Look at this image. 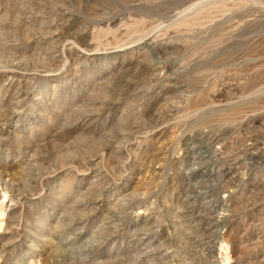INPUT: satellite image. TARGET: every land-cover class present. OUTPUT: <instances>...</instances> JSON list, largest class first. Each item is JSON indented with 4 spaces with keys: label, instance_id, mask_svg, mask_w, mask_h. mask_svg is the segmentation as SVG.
I'll return each instance as SVG.
<instances>
[{
    "label": "rangeland",
    "instance_id": "obj_1",
    "mask_svg": "<svg viewBox=\"0 0 264 264\" xmlns=\"http://www.w3.org/2000/svg\"><path fill=\"white\" fill-rule=\"evenodd\" d=\"M0 264H264V0H0Z\"/></svg>",
    "mask_w": 264,
    "mask_h": 264
},
{
    "label": "bare ground",
    "instance_id": "obj_2",
    "mask_svg": "<svg viewBox=\"0 0 264 264\" xmlns=\"http://www.w3.org/2000/svg\"><path fill=\"white\" fill-rule=\"evenodd\" d=\"M151 44V43H150ZM158 64V63H157ZM161 64H163V63H161ZM160 65V64H159ZM157 67H161V65L160 66H157ZM165 68V67H164ZM157 72V71H156ZM189 148V150L190 151H192L193 153H196L195 155H196V157L198 158H195V160L197 159V161L198 160H202V159H204V157H206V153H207V151L208 150H210V149H207V151L206 150H202L201 151V146H198V145H191L190 147H188ZM188 150V151H189ZM217 151V150H216ZM213 152H214V150H213ZM227 152V151H226ZM190 153V152H189ZM192 153V154H193ZM212 153V152H211ZM228 153V152H227ZM226 153V154H227ZM191 154V155H192ZM208 154V153H207ZM223 154H224V152H223ZM228 154H230V153H228ZM227 154V155H228ZM233 154V153H232ZM216 156V155H215ZM218 156H219V154H218ZM233 156H235V153H234V155ZM239 156V155H238ZM237 156V157H238ZM193 157V156H192ZM243 157V156H242ZM215 158V157H214ZM224 158V157H223ZM207 159V158H206ZM236 159V158H235ZM238 159V158H237ZM208 160H210V159H208ZM229 161V160H228ZM227 161V162H228ZM231 161V160H230ZM242 161V160H241ZM204 162V161H203ZM215 162V161H214ZM213 162V163H214ZM226 162V161H225ZM235 162V161H234ZM192 163V162H191ZM193 163H195V162H193ZM200 163V162H199ZM205 163V162H204ZM231 163H232V161H231ZM234 164V163H233ZM244 164V163H243ZM195 165V164H194ZM219 165V164H218ZM224 166L226 165V164H223ZM231 165V164H230ZM241 165L242 164H240V162H238L235 166H233L234 168V170H239L240 168H241ZM197 166H199V165H197ZM205 166V165H204ZM232 166V165H231ZM212 167V166H211ZM216 167V166H215ZM209 168V167H208ZM229 168V167H228ZM205 169V168H204ZM220 169H222V167L220 168ZM195 170V169H194ZM193 170V171H194ZM216 171V170H215ZM222 171V170H221ZM226 173H224L223 175H219L220 177H221V179H222V181H226V179H225V177L227 176V174H228V170L226 169ZM203 172V171H202ZM229 172H231V170L229 171ZM190 176V175H189ZM217 176V175H216ZM219 176H217V177H219ZM215 177V176H214ZM229 179V178H228ZM189 180V179H188ZM225 183V182H224ZM193 184V183H192ZM196 184H197V182H196ZM201 183H199V185H200ZM227 184V183H226ZM229 184V183H228ZM190 185V184H189ZM202 185V184H201ZM225 185V184H224ZM223 185V186H224ZM230 185V184H229ZM188 186V185H187ZM187 186H186V188H187ZM206 186V185H205ZM228 186V185H227ZM230 187V186H229ZM205 190V189H204ZM208 190V189H207ZM231 190V189H230ZM230 190H229V192L228 193H230ZM187 191H189L190 193L187 195V200L188 201H190V200H195L197 197H199V198H207V195L205 194V191H203L202 189H201V187L200 186H197L196 185V187L193 185V186H189L188 187V190ZM223 191H225V190H223ZM192 193L194 194V193H196L195 195H192ZM225 193H226V191H225ZM215 198V197H214ZM213 199V198H212ZM208 200H209V198H208ZM225 202V201H224ZM223 202V203H224ZM187 203V202H186ZM188 204V203H187ZM227 204V203H226ZM228 205V204H227ZM190 208L188 209V211L187 212H189V215H190V217H191V219H192V221L193 222H195V223H211L212 225H217L218 223L219 224H221L220 222L222 221L221 219H219V217H220V215H218L219 217L217 218L216 217V214L217 213H215V215L213 214L214 213V211H215V209H216V207L217 206H213V205H206L203 209H197V208H195L194 207V204L192 205V206H189ZM227 207V206H226ZM223 208H225V207H223ZM228 208V207H227ZM186 210H187V208H186ZM183 212V211H182ZM186 214V213H185ZM188 214V213H187ZM230 214V213H229ZM229 214H228V216H229ZM221 218V217H220ZM228 218V217H227ZM228 220V219H227ZM224 222H225V220H224ZM229 222V221H228ZM227 222V223H228ZM226 223V222H225ZM201 225V224H200ZM224 225V224H223ZM197 226V225H196ZM199 226V225H198ZM205 226V225H204ZM212 227H214V226H212ZM202 228H203V226H202ZM221 227H219V229H220ZM216 230H218V228L216 229ZM222 232V231H221ZM204 233H205V231H204ZM220 233V232H219ZM144 234V233H143ZM215 234H218L215 230H213V231H211V232H208L207 234H206V238H207V241H210V239L211 238H213V236L215 235ZM142 236H144V235H142ZM219 236V235H218ZM139 237V236H138ZM137 237V238H138ZM216 238H218V237H216ZM139 240V239H138ZM147 240V239H146ZM140 241V240H139ZM149 241V240H148ZM206 241V242H207ZM213 241V240H212ZM141 242H143V240H141ZM151 242V241H150ZM65 243V242H64ZM210 243V242H209ZM144 244H147L146 242L144 243ZM153 244V243H152ZM148 245V244H147ZM144 246V245H143ZM138 247V246H137ZM150 250V249H149ZM145 251V250H144ZM153 251V250H152ZM170 253V252H169Z\"/></svg>",
    "mask_w": 264,
    "mask_h": 264
}]
</instances>
